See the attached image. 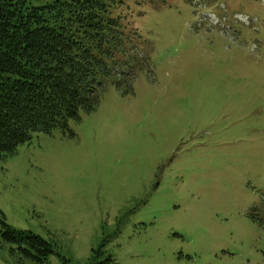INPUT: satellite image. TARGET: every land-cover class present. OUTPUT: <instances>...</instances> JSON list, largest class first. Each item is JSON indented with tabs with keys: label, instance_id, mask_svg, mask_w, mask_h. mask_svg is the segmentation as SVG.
<instances>
[{
	"label": "rangeland",
	"instance_id": "obj_1",
	"mask_svg": "<svg viewBox=\"0 0 264 264\" xmlns=\"http://www.w3.org/2000/svg\"><path fill=\"white\" fill-rule=\"evenodd\" d=\"M151 1L132 91L0 158V264L42 258L8 227L43 264H264V0Z\"/></svg>",
	"mask_w": 264,
	"mask_h": 264
},
{
	"label": "trees",
	"instance_id": "obj_2",
	"mask_svg": "<svg viewBox=\"0 0 264 264\" xmlns=\"http://www.w3.org/2000/svg\"><path fill=\"white\" fill-rule=\"evenodd\" d=\"M125 2L0 0V158L34 134L67 133L82 113L96 110L108 84L132 91L150 53ZM7 236L36 250L40 264L52 253L39 236L10 227Z\"/></svg>",
	"mask_w": 264,
	"mask_h": 264
}]
</instances>
